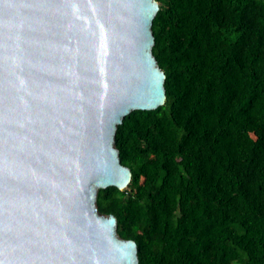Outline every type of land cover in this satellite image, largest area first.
Instances as JSON below:
<instances>
[{
	"label": "water",
	"instance_id": "water-1",
	"mask_svg": "<svg viewBox=\"0 0 264 264\" xmlns=\"http://www.w3.org/2000/svg\"><path fill=\"white\" fill-rule=\"evenodd\" d=\"M156 0H0V264H137L97 210L115 131L165 100Z\"/></svg>",
	"mask_w": 264,
	"mask_h": 264
},
{
	"label": "trees",
	"instance_id": "trees-1",
	"mask_svg": "<svg viewBox=\"0 0 264 264\" xmlns=\"http://www.w3.org/2000/svg\"><path fill=\"white\" fill-rule=\"evenodd\" d=\"M156 1L165 100L117 125L97 210L137 264H264V0Z\"/></svg>",
	"mask_w": 264,
	"mask_h": 264
}]
</instances>
